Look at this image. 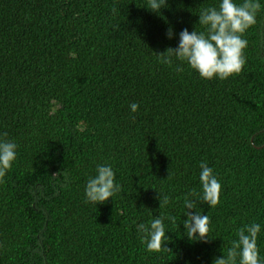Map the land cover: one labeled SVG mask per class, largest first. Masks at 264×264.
I'll use <instances>...</instances> for the list:
<instances>
[{"label": "trees", "instance_id": "16d2710c", "mask_svg": "<svg viewBox=\"0 0 264 264\" xmlns=\"http://www.w3.org/2000/svg\"><path fill=\"white\" fill-rule=\"evenodd\" d=\"M146 2L0 0V136L18 146L0 180V264H212L251 223L264 257V0L226 80L160 55L183 29L203 31L198 15L219 0H167L159 14ZM201 162L222 186L215 207ZM98 165L121 188L95 205L85 186ZM190 192L207 242L184 235ZM159 215L176 219L169 250L149 252L137 226Z\"/></svg>", "mask_w": 264, "mask_h": 264}, {"label": "clouds", "instance_id": "9594fccd", "mask_svg": "<svg viewBox=\"0 0 264 264\" xmlns=\"http://www.w3.org/2000/svg\"><path fill=\"white\" fill-rule=\"evenodd\" d=\"M167 7V0H147L146 8L159 14L161 9ZM262 5L260 0H219L218 7L204 9L199 15L198 24L203 31L196 29L189 32L187 28L179 33L177 47L169 48L164 54L163 62L172 64L179 61L187 64L196 72L201 79L226 80L239 74L247 62L244 50L248 47V41L244 34L257 24V15ZM169 39L173 38L171 29L167 32ZM182 70V69H181ZM131 112L139 109L137 103L129 105ZM6 136V134H4ZM0 136V180L11 170L17 159V144ZM199 183L202 188L203 204L210 208L220 202L221 183L217 179L213 168L206 162L199 165ZM121 185L116 182V175L111 165H98L96 174L90 177L85 186L86 202L102 204L113 198L119 191ZM195 195L190 192L184 198V208L187 210L183 220L184 235L190 241L207 242L209 237V217L190 210L195 209V202L188 197ZM158 199L161 197L159 195ZM168 198L163 197V203ZM165 220L175 224V217L156 216L149 226L143 224L137 226V231L144 232L145 243L149 252H160L169 250L164 247L168 241L166 235ZM262 231L261 224L251 223L240 228L237 232L238 239L232 241V246L227 254H222L213 259L212 264H264V257L260 256L257 240Z\"/></svg>", "mask_w": 264, "mask_h": 264}]
</instances>
